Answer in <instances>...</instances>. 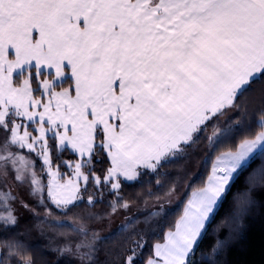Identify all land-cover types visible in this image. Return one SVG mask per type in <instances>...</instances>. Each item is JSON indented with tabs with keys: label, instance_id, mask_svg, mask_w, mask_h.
Segmentation results:
<instances>
[{
	"label": "snow or ice",
	"instance_id": "6c2138e0",
	"mask_svg": "<svg viewBox=\"0 0 264 264\" xmlns=\"http://www.w3.org/2000/svg\"><path fill=\"white\" fill-rule=\"evenodd\" d=\"M253 215L264 0H0V264H231Z\"/></svg>",
	"mask_w": 264,
	"mask_h": 264
},
{
	"label": "trees",
	"instance_id": "16d2710c",
	"mask_svg": "<svg viewBox=\"0 0 264 264\" xmlns=\"http://www.w3.org/2000/svg\"><path fill=\"white\" fill-rule=\"evenodd\" d=\"M180 163H177L175 166H170L162 171L168 172L171 174V178H175V173L180 168ZM199 180H196L198 183ZM155 183V181H153ZM142 191H147V187L141 189L139 185L135 187H128L124 190V195L127 197H136ZM260 191V190H258ZM144 206V200H140L139 206ZM171 213L169 216L170 220H174L176 215L182 209V204L172 205ZM220 217H217V220ZM21 227L22 229L31 227V231L27 233L26 239L30 241L39 240L41 244L46 243L47 241L41 238L40 236V227L37 226L38 221L32 219L30 214H25L21 216ZM216 221L209 226V233L205 236L204 241L201 247H206L212 242V227L215 226ZM45 233H49V229L44 228ZM264 219L258 215L251 216L248 220L244 222L243 230V241L241 245H236L233 247L232 251L229 253L228 259L231 264H264Z\"/></svg>",
	"mask_w": 264,
	"mask_h": 264
},
{
	"label": "rangeland",
	"instance_id": "374dc122",
	"mask_svg": "<svg viewBox=\"0 0 264 264\" xmlns=\"http://www.w3.org/2000/svg\"><path fill=\"white\" fill-rule=\"evenodd\" d=\"M140 207L143 208L144 206L142 205V206H140ZM134 210H135V209H134ZM25 214H28V213H26V212H22V213H21V216H23V215H25ZM121 220H122L121 217H117L116 220L113 221V223H112L111 225H106V229H115V227L121 223Z\"/></svg>",
	"mask_w": 264,
	"mask_h": 264
}]
</instances>
